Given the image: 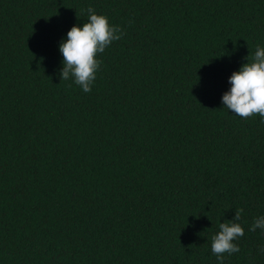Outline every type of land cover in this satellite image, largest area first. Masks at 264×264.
I'll list each match as a JSON object with an SVG mask.
<instances>
[{
    "label": "trees",
    "instance_id": "obj_1",
    "mask_svg": "<svg viewBox=\"0 0 264 264\" xmlns=\"http://www.w3.org/2000/svg\"><path fill=\"white\" fill-rule=\"evenodd\" d=\"M91 6L124 35L61 80ZM264 0H0V264H264V123L222 104Z\"/></svg>",
    "mask_w": 264,
    "mask_h": 264
},
{
    "label": "clouds",
    "instance_id": "obj_2",
    "mask_svg": "<svg viewBox=\"0 0 264 264\" xmlns=\"http://www.w3.org/2000/svg\"><path fill=\"white\" fill-rule=\"evenodd\" d=\"M88 20L80 26H73L62 41L59 51L63 56L61 80L73 79L84 93H90L96 80V73L102 61L99 54L119 41L125 34L119 26L111 25L104 15H97L93 7L86 9ZM247 63L233 72L229 78L231 88L222 97V104L229 112L240 118L261 117L264 123V47H256L253 56L245 58ZM243 209L235 210L233 220L219 224V231L211 237V251L218 264H224V254L232 255L240 251L234 241L244 236V228L239 223ZM264 230V215L256 217L250 231ZM264 251V249H261Z\"/></svg>",
    "mask_w": 264,
    "mask_h": 264
}]
</instances>
